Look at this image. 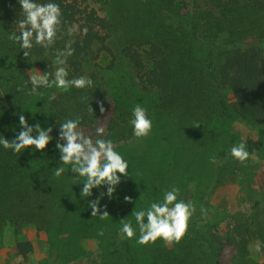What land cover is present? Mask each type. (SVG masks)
I'll use <instances>...</instances> for the list:
<instances>
[{
	"label": "trees",
	"instance_id": "16d2710c",
	"mask_svg": "<svg viewBox=\"0 0 264 264\" xmlns=\"http://www.w3.org/2000/svg\"><path fill=\"white\" fill-rule=\"evenodd\" d=\"M51 2L62 12L56 42L49 49L34 44L25 58L19 44L10 39L12 33L19 34L18 23L23 18L18 0H0V139L11 141L21 130L20 113L30 126L52 127V136L59 134V124L68 119L79 117L80 126L89 125L101 106L93 96L106 94L116 104L106 139L123 142L119 150L129 165L128 177H121L111 199L106 194L103 197L109 216L92 221L84 214L81 198L61 203L69 190H64L62 181L74 174L59 161L54 136L44 153L32 148L14 153L0 145V238L6 227L17 233L31 225L56 236L66 233L68 263L72 258L90 260L92 254L82 251L80 240L93 236L99 245L90 264H221L225 240L235 249L233 264H260L250 256V245L259 241L264 246V215L244 218L236 214V226L218 235L215 219L205 216L202 209L207 212L208 200L222 180V165L229 158L226 148L213 142L221 121L213 118L232 117L264 130V0H186L185 20L178 27L154 9L149 32L123 43L117 40L118 25L110 0ZM149 2L150 6L156 3ZM157 2L172 10L176 0ZM72 27L76 31L69 36ZM69 42L75 51L64 65L68 79L85 76L93 86L67 91L40 87L31 93L30 72H54L55 53ZM103 57L109 63L102 68ZM104 71L120 73L118 85L103 76ZM129 89L134 90L135 100L129 97ZM53 93L56 99L50 100ZM130 99L134 105L137 99L152 102V134L139 140L130 123ZM195 123L200 127L194 128ZM155 133L160 141L153 138ZM188 142L193 151L190 157L184 152ZM58 166L65 167L61 177L54 175ZM186 180L197 183L194 200L188 198ZM80 182L83 187V180ZM172 187L180 190L178 201L195 206L186 235L171 247L162 240L138 244L140 233L133 210L162 201ZM94 190L99 197L107 188ZM126 196L131 203L125 202ZM124 222L134 228L131 240L121 234ZM15 249L26 258L34 245L28 239L18 240Z\"/></svg>",
	"mask_w": 264,
	"mask_h": 264
},
{
	"label": "clouds",
	"instance_id": "9594fccd",
	"mask_svg": "<svg viewBox=\"0 0 264 264\" xmlns=\"http://www.w3.org/2000/svg\"><path fill=\"white\" fill-rule=\"evenodd\" d=\"M18 3L23 18L18 23L19 34L12 33L10 39L19 44L25 58L30 55L29 50L33 48L34 44L44 49L51 48L56 42L62 24L60 6L51 0L47 3H38L37 0H18ZM75 31V27L69 28L68 35H73ZM84 31L86 32L87 29ZM74 51L71 42H69L63 50H58L55 53L54 72L41 75L36 70L29 77L31 93H37L40 87H55L64 91L70 88L92 87L93 81L88 77L68 79L69 73L64 65H66L68 57L74 54ZM49 99L55 100V94L53 93ZM90 110L93 111L91 107ZM104 111V107L101 105L100 112ZM18 117L21 130L11 141L2 136L0 145L5 149H11L14 153H21L22 150L28 148L44 153L53 140L52 127L41 128L39 123L30 126L23 113L18 114ZM132 117L130 123L134 137L138 140L147 137L152 129V121L148 118L146 109L137 104L132 110ZM80 123L81 120L77 117L59 124L55 148L60 153L59 161L62 165L70 166V172L75 174L72 178L83 180L82 198L91 197L93 189L107 188L106 193L101 192L96 200L88 204L92 217L98 216L100 220H104L109 216V213L106 206L103 210L100 208L101 199L105 194L109 199L112 198L117 186L121 183V177H128L129 165L115 151L112 140L102 138L105 134L103 126L96 127L97 138L94 140L91 135L84 134V131L79 127ZM198 127H200L199 123H195L194 128ZM230 155L234 160L244 164L249 159L250 153L246 144L240 143L231 148ZM64 172L65 167L63 166L54 168L56 177H61ZM179 191V188L172 187L171 190L164 193L162 201L151 203L147 209L133 210L131 215L134 216L140 233L138 244L147 246L155 244L157 240H162L165 246L171 247L173 244L181 242L188 231L189 221L195 212V207L191 202L178 201ZM124 199L126 203L132 202L130 197L126 196ZM202 212L206 216V210L202 209ZM120 231L129 240L135 235L130 222H124ZM98 234L102 236L103 232Z\"/></svg>",
	"mask_w": 264,
	"mask_h": 264
},
{
	"label": "rangeland",
	"instance_id": "374dc122",
	"mask_svg": "<svg viewBox=\"0 0 264 264\" xmlns=\"http://www.w3.org/2000/svg\"><path fill=\"white\" fill-rule=\"evenodd\" d=\"M149 1L150 0H110L112 15L118 25V42L123 43L133 38H142L143 34L145 35L148 33L149 29H147V27L150 26L149 20L151 12H154V9H159L163 18L165 16L166 21L175 25V27H178L179 21L185 20L182 16L186 13L184 4L186 0H176L172 10L164 9L163 6L158 4L157 0L155 1L160 7H157L156 3H152L150 6ZM114 45L115 42L112 43L111 47L115 48ZM108 63V57H103L100 61V66L102 68L106 67ZM37 71L39 70L37 69ZM35 72L31 71L30 73L32 75ZM102 75L109 77L112 84L115 85H118V80L121 76L120 73H109L105 71ZM127 92H129V97L135 100L134 90L129 89ZM132 99L129 100V103L133 106L127 109L133 110V108L139 104L146 109L147 116L149 115L148 118L150 119L151 108L149 105H151L152 102L147 99H137V101H134V105ZM93 100L95 103L103 105L105 111L103 113L100 112L93 123L79 127L84 131L85 135H91L95 140L97 138L95 132L96 127L103 126L105 128V134L102 138L106 139L108 125L110 119L114 117L116 104L115 101L106 94L94 95ZM1 117L2 115L0 114V118ZM213 119H221V121L217 123L218 129L214 131L215 138L213 142L215 146L219 144V147H225L229 158L222 165V180L221 183L215 187L208 200L206 215L208 218L215 219L214 231H216L218 235H224L229 232L231 228L236 226V214H240L244 218H252L253 215L257 214L264 215V130L251 128L241 121L233 120L232 117L223 116L220 118L214 117ZM219 123L221 124L219 125ZM53 136L56 142L58 134L53 133ZM162 136L163 139H166L167 131H165ZM153 138L156 141H160L158 139L160 138L158 133H155ZM240 143H245L250 153L249 159L244 164L234 160L230 155L231 148ZM113 144L115 151L123 156L121 150H119L123 142ZM184 152L188 157L192 156L193 151L191 150L190 142H188V146L184 149ZM73 176L62 181L66 183L64 190H69L61 203L68 198H72L75 202H78L81 198L84 202V214L94 221V218L97 216L92 217L91 209L88 207V204L96 200L98 196H95V190L93 189L91 197L82 198V186H79L81 185L80 181H82V179L74 180L72 178ZM150 183L153 184L154 181L150 180ZM186 190L188 191V198L192 200L193 193L198 192L197 183L186 180ZM58 200H61V198ZM102 201L104 202V200L101 199L99 206L103 210L106 205L103 204ZM156 202H159V200ZM63 205L65 206V204ZM67 209L71 210L69 208ZM64 215L65 217L67 215L66 208L64 210ZM64 238H66V233L56 236L48 231L39 232L33 225L17 233L10 227H6L1 231L0 264H90V260L95 257V251L99 245L98 240L93 236H84L80 240L82 251L87 255L92 254L89 261L72 258L70 262L66 263L65 261H67L68 257L70 258V254L67 253L65 255ZM24 239H28L34 245L33 252L26 258L17 255L15 249L16 242ZM58 240L60 242H58ZM223 242L224 245L221 249L219 260L221 264H233L235 249L232 245L226 243L225 240H223ZM250 256L256 262L260 264L264 263V246L261 242L255 241L250 245Z\"/></svg>",
	"mask_w": 264,
	"mask_h": 264
}]
</instances>
